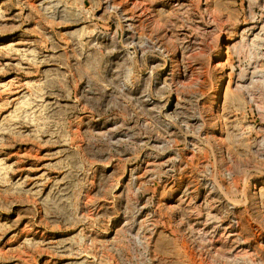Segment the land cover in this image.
Here are the masks:
<instances>
[{
	"label": "rangeland",
	"instance_id": "rangeland-1",
	"mask_svg": "<svg viewBox=\"0 0 264 264\" xmlns=\"http://www.w3.org/2000/svg\"><path fill=\"white\" fill-rule=\"evenodd\" d=\"M0 264H264V0H0Z\"/></svg>",
	"mask_w": 264,
	"mask_h": 264
},
{
	"label": "bare ground",
	"instance_id": "bare-ground-1",
	"mask_svg": "<svg viewBox=\"0 0 264 264\" xmlns=\"http://www.w3.org/2000/svg\"><path fill=\"white\" fill-rule=\"evenodd\" d=\"M138 3V2H137ZM262 38V37H261ZM263 39V38H262ZM257 43V42H256Z\"/></svg>",
	"mask_w": 264,
	"mask_h": 264
}]
</instances>
